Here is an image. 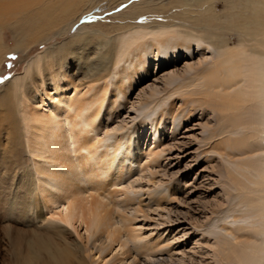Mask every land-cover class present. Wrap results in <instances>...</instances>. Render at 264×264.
I'll return each instance as SVG.
<instances>
[{"label": "bare ground", "instance_id": "bare-ground-1", "mask_svg": "<svg viewBox=\"0 0 264 264\" xmlns=\"http://www.w3.org/2000/svg\"><path fill=\"white\" fill-rule=\"evenodd\" d=\"M118 1L106 0L99 7L98 0H0V58L9 51L1 37L6 25L25 21L23 28L35 26L39 31L33 32L42 37L31 36L28 47L39 36L42 40L50 39L52 32L63 36L89 12H106ZM215 2L181 3L177 14L164 17L156 15L155 8L135 6L111 25H99L102 31L79 33L46 53L50 69L56 57L62 58L63 67L72 53L78 62H90L96 72L88 77H95L90 85L74 86L71 98L61 90L60 78L69 86L73 83L61 68V77L53 78L54 92L42 99L41 108L38 103L29 107L28 144L36 163L38 199L49 217L72 227L77 222L84 225L94 240L93 249L100 253L110 249L113 260L122 264H157L163 241L148 240L135 221L146 216L144 196L152 199L163 184L155 175L169 149L157 142L160 131L165 127L175 134L196 110L215 117L205 121L215 125L211 148L224 161L234 192H226L223 203L239 208L212 225L226 231L217 245L219 261L264 264V0H238L224 19L221 11H214ZM143 13H152V18L136 21ZM234 16L240 17L239 37L231 43L216 31L215 22ZM195 49L200 54L197 60L167 73L162 87L148 85L149 90L142 92L147 93L145 99L130 102L135 115L114 117L119 109H128V93L151 68L160 72L172 62L190 59ZM33 62L38 74L43 61ZM25 72L31 74L29 66ZM23 84L10 85L6 94L21 90ZM178 93L179 106L171 99ZM169 99V108L157 113L161 101ZM147 136L151 143L145 142ZM44 236L31 244L17 240L9 264H84L60 230ZM99 258L105 264L106 257Z\"/></svg>", "mask_w": 264, "mask_h": 264}, {"label": "rangeland", "instance_id": "rangeland-1", "mask_svg": "<svg viewBox=\"0 0 264 264\" xmlns=\"http://www.w3.org/2000/svg\"><path fill=\"white\" fill-rule=\"evenodd\" d=\"M236 1L238 0H214V11L217 13L221 11L222 19L229 17ZM105 2L106 0H98L96 4L100 7L105 5ZM185 2H192L193 6L198 0H120L106 12H89L84 19L73 24L63 36L52 32L50 39L42 40L41 34H38L41 36L40 39L34 40L28 47L26 45L31 36H38L34 33L39 31L35 26L25 29L23 27L27 23L22 21L21 25L20 23L18 26L6 25L5 29L3 28L2 44L9 51L0 58V127L4 129L0 132V264H9L17 240L24 244L30 241L31 244L40 237L59 230L83 258L84 264H103L100 255L107 258H104L105 264H122L113 260V252L110 249L103 253L93 249L94 240L87 234L84 225L77 222L75 227H72L58 218L49 217L43 201L38 199L36 163L31 150L32 145L28 144L32 128L29 107L32 108L37 103L40 107L42 99L50 97L54 92L53 78L61 77L59 76L61 68L65 69L73 82L72 86H69L66 79H59L63 94L71 98L76 92L74 86L77 89L84 88L95 78H88L96 72L90 69V62L80 63L74 58V54L71 55L72 53L67 56L68 60L66 59L63 67L62 58L56 57L50 69L46 53H52L53 47L71 40L82 32L96 29L102 31L99 25L105 27L111 25L135 6L155 8L158 11L156 15L164 17L177 14L182 9L178 5ZM151 14L143 13L136 21H149L152 18ZM239 18L234 16L230 18L231 20L216 21L215 26H218L216 31L226 34L229 42H236L239 37V32L236 31L240 25V21L237 20ZM31 42L29 41V44ZM194 51L197 52L196 49ZM64 53L68 54L67 49ZM91 53L92 56L95 55L93 51ZM38 55L41 57L37 58ZM199 55L193 54L190 59H183L174 63L175 65L172 62L160 72H157L155 67L151 68L143 82L128 93V109H119L114 117L127 119L128 116L135 115L136 112L130 102H137L139 98L145 99L147 93L142 92L145 89L149 90L148 85L162 87L167 73L181 70L180 67L185 65L186 61L197 60ZM33 59L43 61L38 74L36 73L38 64L34 63ZM28 66L31 74L25 72ZM103 75L101 82L106 79L108 73L105 72ZM186 75L189 78V73ZM18 77H21V80ZM20 81L24 83L21 90L14 89L6 94L5 90L11 88L10 85ZM140 92L142 96H139ZM171 99L178 102V106L181 104L180 93ZM171 99L163 103L161 101L157 113L163 108H169ZM126 110L130 113H126ZM208 113L206 112L204 116L202 111L196 110L195 116L184 122L183 127L177 129L175 134L169 129L165 131L163 127L157 139V142L169 149L158 164L160 166L155 175V180L163 184L153 193L152 199L144 196L145 201L141 205L146 216L142 215L135 221V225L144 236H148V240L155 238L157 241L160 239L163 241L164 245L158 250L160 253L156 259L157 264H221L217 245L226 231L212 225L220 221L223 215H227L229 210L239 208L231 202L223 203L225 193L234 192L228 186L230 183L228 184L226 177L224 161L211 148L215 125H208L205 121L209 119L213 122L215 117ZM111 121L110 119L109 122ZM166 123L169 125L168 120ZM145 142L151 143V137L147 136ZM143 185L147 186L146 181H143ZM139 264L154 263L142 261Z\"/></svg>", "mask_w": 264, "mask_h": 264}, {"label": "snow or ice", "instance_id": "snow-or-ice-1", "mask_svg": "<svg viewBox=\"0 0 264 264\" xmlns=\"http://www.w3.org/2000/svg\"><path fill=\"white\" fill-rule=\"evenodd\" d=\"M65 211H67V209H64Z\"/></svg>", "mask_w": 264, "mask_h": 264}]
</instances>
